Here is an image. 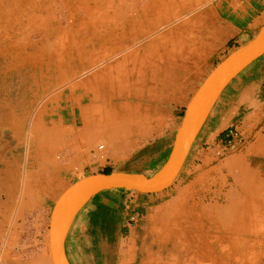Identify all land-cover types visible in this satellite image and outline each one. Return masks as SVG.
Wrapping results in <instances>:
<instances>
[{
  "label": "crops",
  "instance_id": "crops-1",
  "mask_svg": "<svg viewBox=\"0 0 264 264\" xmlns=\"http://www.w3.org/2000/svg\"><path fill=\"white\" fill-rule=\"evenodd\" d=\"M151 2L158 6L157 0ZM116 10L99 19L100 33L83 36L78 46L58 32L53 40L45 33L44 42L34 48L30 37L40 19L36 0H0V53L6 62L0 68L1 264H50L32 237L47 231L61 193L90 174L143 173L147 158H139V165L126 155L138 147L150 145L165 159L181 112L197 88L264 24V0H214L141 51H129L118 63L94 72L95 67L93 74L79 79L82 71L121 49L120 33L121 38L112 39L121 22ZM25 30L27 40L20 44L18 34ZM255 73H247L221 96L200 132L183 171L193 177V192L186 195L191 199L175 195L172 188L146 195L151 199L118 190L103 199L102 220L93 232L114 241L115 248L118 244L115 264L138 260L133 215L145 219L148 238V230L160 233L162 224L168 241L157 236L161 250L169 251L166 245L181 239L187 253L182 264L257 261L249 259V247L264 246V84L251 78ZM231 126L244 141L236 150L224 151L220 141ZM100 137L106 158L94 149ZM228 181L230 188L223 192ZM87 228L74 226L68 247L72 242L79 246ZM22 236L25 241L19 243ZM172 249L167 261L162 251L147 252L140 264H181Z\"/></svg>",
  "mask_w": 264,
  "mask_h": 264
},
{
  "label": "rangeland",
  "instance_id": "rangeland-1",
  "mask_svg": "<svg viewBox=\"0 0 264 264\" xmlns=\"http://www.w3.org/2000/svg\"><path fill=\"white\" fill-rule=\"evenodd\" d=\"M123 1L126 2V5H121L119 3V0H36L40 19L37 20L35 32L32 37H30V40L35 43L34 48H36L37 45H40V41L44 42L43 38L45 33H48L49 37H51L50 40H53L58 35V32H63L67 35V37H71V43L73 44V46H78L81 43L80 41L83 36L95 37L97 32L100 33V31H102V29H100L98 26L100 18L104 16H112L114 14L113 11H115L116 9H118L116 11L120 10V14H118L116 18H120L121 22L117 26V28L119 29L117 33L114 34L112 39L122 37L123 40L118 46L121 49H115V52H112L110 55L106 56L103 60L97 62L92 67L82 71L79 74L82 76L80 77V79L82 80L89 77L97 70L104 68L106 64H116L119 61L125 59V56L128 55L127 53L129 51H133L132 53L141 51L142 49H144V47H146V44H148L152 39L160 37V35L163 33L174 31L178 25L183 24L184 22L189 20V18L193 17L200 10L209 7L214 0H157L158 6L152 5L151 1L154 0ZM50 2L53 3V6L49 7ZM162 3L163 8L160 7ZM149 6L151 8H149ZM12 15L15 16V14ZM129 19H136V23L135 21L133 23L127 21ZM124 20H126L127 22L123 23L122 21ZM141 28H143L144 30H142ZM22 32L23 34H18L17 41L20 44H24V42L27 40L26 36H28L25 35L27 34L26 30ZM118 33H120L121 37H119ZM12 39L14 40L16 38L12 37ZM26 51L28 53H31L34 50L26 49ZM4 60L5 57H3V54L0 53V68H2L1 64L4 65V63H6ZM95 67H97V69L93 72L92 69ZM260 71L262 73L259 76L257 72ZM86 72L90 73L86 74V76H83V74ZM247 73H255V75L252 74L251 78H254L256 76L259 79L260 83L264 84V56L255 61L244 72H242L229 85V87L225 90L222 96L224 97L227 93H229L231 88ZM79 75H77L76 77H78ZM10 76L11 77H9V80H12V75L10 74ZM76 77H74V79ZM189 92L190 90H188L187 88V99ZM99 145H102L103 148L99 149ZM94 149L99 153H103L104 157L106 158L102 137L95 141ZM142 149V147H138L136 151L126 153V155L131 156L133 158L132 161H138L139 165H141V157L147 158L146 161L143 160V163L145 164L144 166L146 167H143V169H146L141 171L143 173L150 174L155 172L160 168V166L165 162L167 158L166 157L165 159H163L164 157H159V155H156L155 151H153V147L150 145L146 146L143 150ZM157 156L158 158L156 159ZM125 170L130 169L126 168ZM81 176L82 175H78V177ZM230 184L231 181H228L223 187L221 186L223 192H226L230 188ZM192 185V175H190L189 177L186 175L185 172H183L177 182L172 187V193H174L175 195H182L183 197L186 195L189 196L193 192ZM110 193V191H107L98 195L89 203V205L82 211L79 218L77 219V223L75 225L76 230L78 226L82 225L86 227L89 226V228H87L84 236L81 238L79 246H76L75 248L72 242V244H70V246L67 248V252L72 261V264H115L116 255L118 254V244L115 248L114 241H104L100 237L97 238L95 233L93 232V229L96 230V227L102 220V214L104 211L102 201ZM145 198L151 199L147 196H144V199ZM162 200L163 199H159L158 202H161ZM219 203L226 204L227 201L219 200ZM110 209V207H106V211ZM145 223V219L142 220L139 219L136 215H133V221L131 222V224H137L136 233L138 235V238L135 241L138 260L135 264H140L141 260L145 262L147 252L153 255H158V252L162 251V255H164V258L167 261L171 257V248H173L172 250H174L173 253L175 252V254L177 253L180 256L179 260L181 261V264L186 262L187 253L182 248L181 239L177 240V238H174L172 241L173 243L171 242L167 244L166 247H170L169 251L166 248L164 250H161L160 248L162 246L157 242V236H159L163 240H167L168 237L162 229V224H160V233H158V231H156L155 229L154 230L156 232H151L152 228L148 230V234L151 236V238H148L146 237V229L148 225H146ZM255 234L260 237L262 233ZM23 240L25 241V237H20L19 243H22ZM32 240H37L35 247H39L41 251L45 252L50 263L47 251L46 229L44 230L43 228L42 231H40L38 237L33 236ZM104 244L106 245L105 248ZM30 245H32V241H30ZM30 245L26 250L31 249ZM249 251L250 254L253 255L249 257V259L257 260L256 262H254V264H264V246L249 247ZM2 256L4 257V254H0V258ZM149 259L151 258L149 257ZM146 263L152 264L151 261L149 263L148 261H146Z\"/></svg>",
  "mask_w": 264,
  "mask_h": 264
},
{
  "label": "water",
  "instance_id": "water-1",
  "mask_svg": "<svg viewBox=\"0 0 264 264\" xmlns=\"http://www.w3.org/2000/svg\"><path fill=\"white\" fill-rule=\"evenodd\" d=\"M264 56V24L258 32L229 52L204 79L190 98L177 127L165 162L153 173H95L78 179L58 197L47 228V251L51 264H72L67 248L82 211L98 195L125 190L159 194L177 182L207 119L229 85L250 65Z\"/></svg>",
  "mask_w": 264,
  "mask_h": 264
},
{
  "label": "built area",
  "instance_id": "built-area-1",
  "mask_svg": "<svg viewBox=\"0 0 264 264\" xmlns=\"http://www.w3.org/2000/svg\"><path fill=\"white\" fill-rule=\"evenodd\" d=\"M243 137L236 127L231 126L227 128L221 138L220 144L222 145L224 151L236 150L242 143ZM103 146L99 145V149H102Z\"/></svg>",
  "mask_w": 264,
  "mask_h": 264
},
{
  "label": "trees",
  "instance_id": "trees-1",
  "mask_svg": "<svg viewBox=\"0 0 264 264\" xmlns=\"http://www.w3.org/2000/svg\"><path fill=\"white\" fill-rule=\"evenodd\" d=\"M185 111V109L181 112V118H182V115H183V112ZM180 121H181V119H180ZM180 123V122H179ZM168 156V155H167ZM105 174H110V173H112L110 170H107V171H105L104 172ZM118 191H121V192H123V193H127V191H125V190H118ZM143 195H145V194H143ZM146 196V195H145ZM97 197V196H96ZM95 197V198H96ZM94 198V199H95Z\"/></svg>",
  "mask_w": 264,
  "mask_h": 264
},
{
  "label": "bare ground",
  "instance_id": "bare-ground-1",
  "mask_svg": "<svg viewBox=\"0 0 264 264\" xmlns=\"http://www.w3.org/2000/svg\"><path fill=\"white\" fill-rule=\"evenodd\" d=\"M12 59V58H11ZM38 61V60H37ZM85 74V73H84ZM80 79V78H79ZM71 83V82H70ZM70 83L68 84V85H70ZM62 89V88H61ZM170 221V220H169ZM175 222V221H174ZM177 222V221H176ZM170 223V222H169ZM186 225V224H185ZM193 225H194V223H193ZM210 225V224H209ZM191 226V225H190ZM194 227V226H193ZM215 230V229H214ZM178 235V234H177ZM188 239V238H187ZM186 239V240H187ZM214 241V240H213ZM224 242V241H223ZM186 243V242H185ZM195 256V255H194ZM177 263V262H176ZM186 263V262H185Z\"/></svg>",
  "mask_w": 264,
  "mask_h": 264
}]
</instances>
